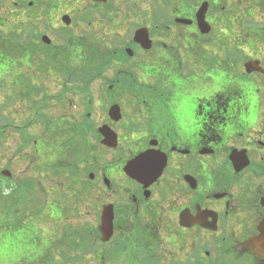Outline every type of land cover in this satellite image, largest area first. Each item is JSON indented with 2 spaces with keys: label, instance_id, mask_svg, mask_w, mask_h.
<instances>
[{
  "label": "flooded vegetation",
  "instance_id": "obj_1",
  "mask_svg": "<svg viewBox=\"0 0 264 264\" xmlns=\"http://www.w3.org/2000/svg\"><path fill=\"white\" fill-rule=\"evenodd\" d=\"M20 1L0 264H264V0Z\"/></svg>",
  "mask_w": 264,
  "mask_h": 264
},
{
  "label": "rangeland",
  "instance_id": "obj_2",
  "mask_svg": "<svg viewBox=\"0 0 264 264\" xmlns=\"http://www.w3.org/2000/svg\"><path fill=\"white\" fill-rule=\"evenodd\" d=\"M18 2L19 0H0V20L4 19L7 15V10L13 9L12 3ZM15 12V11H14ZM65 12V11H64ZM9 18V17H7ZM56 18V17H55ZM57 23L55 22L54 26L55 28L58 26V20L56 19ZM6 27H2L3 30H5ZM42 28V27H41ZM47 35L53 40L57 37L56 31H46ZM2 60V63L5 64L6 57L2 56L0 58ZM12 64L9 62V65H11L10 68L17 67L14 65L19 64V60H17V57L14 55L12 56ZM51 66H54L53 63L50 64ZM30 68H37V65L30 63ZM32 72H35L38 80L34 81V85L38 88H48L45 81H53V69H45L44 73H39L37 69L32 70ZM23 76V75H22ZM22 76L20 77L19 74L16 72L11 73V70L3 71L0 70V170H4L8 164V158L12 157V153L10 151L11 147H13V143L15 141H18L20 138V134L17 132H14L11 129L5 128L6 124L9 125L12 122L14 124L23 125V123L29 119L32 118L31 116L37 112L36 104L38 101H40L44 96L43 94H46L45 90H36L34 85H31L28 89H25L24 84L21 83ZM41 81V84H39L41 79H44ZM21 79V80H20ZM53 88L50 89V91ZM21 117H25L24 120L20 121ZM16 121V122H15ZM32 123V122H31ZM2 130V131H1ZM28 132L36 131L38 132L39 126L37 127V123L33 122L31 126L28 128ZM12 131L11 137L9 136V132ZM27 131L26 128L20 129V132ZM27 150V149H25ZM31 148L28 146V152L31 153ZM27 152V153H28ZM26 153L19 152L17 156H13L14 165L11 168L12 171L16 174H22L24 173V170L26 169L27 162L25 163L22 161H19V158ZM3 172L1 171V174ZM16 174V175H17ZM18 176V175H17ZM1 177V176H0ZM24 177V176H23ZM4 178V177H2ZM0 184H4L0 182ZM27 190L35 195L37 198V191L35 187L29 186ZM7 198H6V192L4 189L0 188V210H8L7 208ZM3 216V214H1ZM0 216V217H2ZM1 221L0 223H2Z\"/></svg>",
  "mask_w": 264,
  "mask_h": 264
},
{
  "label": "water",
  "instance_id": "obj_3",
  "mask_svg": "<svg viewBox=\"0 0 264 264\" xmlns=\"http://www.w3.org/2000/svg\"><path fill=\"white\" fill-rule=\"evenodd\" d=\"M203 11H204V9H203L202 7L197 11V18H198V19H199V18H202ZM63 20H64L65 22H68L67 16H64V17H63ZM3 174H4V172H3Z\"/></svg>",
  "mask_w": 264,
  "mask_h": 264
}]
</instances>
